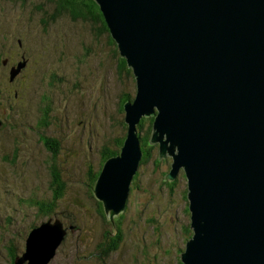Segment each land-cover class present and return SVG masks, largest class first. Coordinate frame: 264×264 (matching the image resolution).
I'll return each mask as SVG.
<instances>
[{"label": "water", "instance_id": "95a60500", "mask_svg": "<svg viewBox=\"0 0 264 264\" xmlns=\"http://www.w3.org/2000/svg\"><path fill=\"white\" fill-rule=\"evenodd\" d=\"M95 1L137 84L121 153L104 161L94 187L107 216L123 212L142 156L135 125L155 116L150 142L172 156L168 178L182 167L188 180L193 235L183 262L264 264V0ZM61 223L33 227L14 264H47Z\"/></svg>", "mask_w": 264, "mask_h": 264}, {"label": "rangeland", "instance_id": "374dc122", "mask_svg": "<svg viewBox=\"0 0 264 264\" xmlns=\"http://www.w3.org/2000/svg\"><path fill=\"white\" fill-rule=\"evenodd\" d=\"M30 9L31 5L22 8L20 4H14L11 0H0V50L3 51L4 58L14 56L15 52L26 56L32 50V57L29 58L24 76L19 78L17 76L11 83L8 79L10 64L4 68L0 65V81L5 85L7 93L13 95L8 96L12 108L8 110L6 107L7 123H11L26 134L30 133L29 126L32 124L34 113L38 114L40 87L45 88L41 83V77L62 50L61 46L67 47L63 63L68 72L66 87L70 90L62 96V90L59 91L61 88L55 85L51 88V94L56 99L49 95L53 100H57L52 103L54 115L60 117L65 111L70 121L69 127L63 124L60 131L52 125V134L57 133L63 137V149L58 160L66 182L67 194L59 204L56 218L62 220L65 234L55 249L57 253L47 264H178L180 249L185 248L182 236L186 239L191 238L189 236L191 229L187 230L190 218L184 212L186 201L180 196L187 190L188 180L183 176V172H179L171 188L162 185L163 171L173 163V159L166 151L164 159L157 158L156 150H153V158L137 167V176L131 183L128 203L126 202L122 213L124 214L121 219L122 235L120 234L121 241L116 252L98 259L88 256L85 260L82 257L84 253L87 255L91 253L99 244L101 240L99 232L102 229L96 223L95 232L88 231L86 217L91 214L93 202L88 199L83 180L86 179V172L91 166L95 169L100 164L103 147L111 146V141L123 134V129L115 122V108L120 94L127 92L135 95V79L134 75L129 77L134 83L128 78L118 79L114 55L113 53L111 55L104 39L101 45H98L101 52L94 48V51L85 57L86 66L78 72L74 66V59L83 53L79 45L83 35L81 26L72 22H61L51 28L49 26L47 31H42L37 24L34 25L33 21L27 18ZM29 23L34 26L30 27ZM61 29L67 31L64 38L56 32ZM20 33L24 34L25 39L23 50H19L14 44V35ZM1 35L3 38L6 36L5 43L1 40ZM98 57L102 59V63L104 62L101 72L95 66ZM13 62L10 61L11 64ZM48 78L50 79L49 75ZM146 129L147 124L142 132ZM8 130L5 126L0 134V143L4 141L5 146ZM14 131L17 132V129ZM27 149L29 161L27 169L33 164L36 175L32 178H23L17 192L27 194L38 189L39 194H50L45 190L48 183L45 169L38 164L41 149L34 145L30 147L29 144ZM0 172V264H12L7 248H13L20 241L25 243L30 226L33 223L47 221L48 217H43L37 211L28 210L19 204L18 195L7 187V170L1 161ZM187 203L190 204L189 198ZM73 218L81 219L79 229L70 230L66 225ZM174 247L178 252L174 251ZM19 256L23 258L22 255Z\"/></svg>", "mask_w": 264, "mask_h": 264}, {"label": "trees", "instance_id": "16d2710c", "mask_svg": "<svg viewBox=\"0 0 264 264\" xmlns=\"http://www.w3.org/2000/svg\"><path fill=\"white\" fill-rule=\"evenodd\" d=\"M14 4H20L22 8H26L27 5H31L32 9L28 10L27 18L30 21H33L34 25H38L39 29L42 31H47V28L50 26L53 27L61 22H72L74 24H79L83 29V35L79 40L80 49L83 53L80 56H75L74 66L78 72L81 71L85 64V57L94 51V48L101 52V47L98 48V45H101L102 39L106 43V46L109 47L110 53L115 59L117 77L119 80L130 79L129 77H133L134 71L132 66L128 64L127 58L120 54V51L117 52V42L112 37L107 21L104 17V14L100 10L99 4L95 0H11ZM47 6V8H46ZM32 25V23H29ZM61 38H64L67 34L65 29H61L56 31ZM24 34L20 33L19 35H14V44L19 50H23L25 47V39ZM1 40L6 42L7 38L2 37ZM90 46H88V44ZM5 47V45L3 44ZM62 50L56 55L55 60L50 64L48 70H45L41 77V83L44 89H41V95L39 97V105L37 107L38 114L34 113L33 120L31 126L30 133L26 134L22 130L16 128V126L11 125V123H7L8 118L6 116V109L11 110V105L8 101V96L11 94L7 93V89L4 87L2 90L4 95L0 96V114H1V127L0 134L5 129V126L9 129L6 135V146L5 142L2 141L0 143V161L4 163L5 169L7 170V187L10 189L12 193L20 196L18 198L19 204L26 208L37 211V213L43 217L56 218L58 216V207L59 204L64 200L66 193V182L63 179L60 164H59V156L63 149V142L61 136L57 133H53L52 125L56 127V130L60 131V128L63 124L68 128L70 125L69 117L63 111L64 115L58 117L54 115L52 103L57 100H53L49 95H52L51 88L55 85H58L62 90V96L68 92L70 89L66 87V77L68 75L67 68L63 63V60L66 56L65 49L66 46H61ZM32 50L28 55H19V52H15L14 56H7L4 58L3 51L0 50V65L1 68H4L6 65L10 64V67L16 65L17 62L24 61V67L21 71L15 76L12 82L15 81L16 77L24 76L25 71L28 68L29 58L32 57ZM10 61H14L12 64ZM104 62L102 63V59L98 57V62L96 63V68L99 72H101V68L103 67ZM47 74V75H46ZM67 74V75H66ZM50 76V79L48 78ZM17 78V79H18ZM9 79V74H8ZM135 83L136 77L134 76ZM131 80V79H130ZM132 81V80H131ZM11 82V81H10ZM11 82V83H12ZM133 82V81H132ZM134 83V82H133ZM135 95L133 96L130 93L124 92L119 95L117 106L115 108V122L121 126L123 129V134L114 138V141H111V146H104L101 152V162L97 165V168H93L92 166L86 172V179L84 178L83 183L86 188L88 199L93 202V207L90 210V215L86 217V223L88 231L90 233H94L96 228V223L99 225L101 233V240L99 244H103L102 246L96 245L91 253L88 255L84 253L82 257L86 260L89 257L94 259L102 258L105 256H110L116 252L118 245L121 241L122 235V227H121V219L123 218V212L119 213L118 216L114 217L113 220H110L107 216L104 206L101 200H98L94 195V187L96 184V180L101 173L102 167L104 165V161L114 155H118L121 153L122 146L124 145L125 139L128 134L129 124L125 119L126 109L125 104L127 102L132 103L135 100L137 93V84H135ZM59 89V88H58ZM123 92V91H122ZM13 95H11L12 97ZM15 96V95H14ZM54 97V96H53ZM55 98V97H54ZM61 98V97H60ZM56 99V98H55ZM7 107V108H6ZM157 113V108H154ZM124 114V116H123ZM18 115V114H17ZM155 116H146L143 115L139 122L136 123L135 128L138 130L139 139H140V147L142 150V156L140 158V162L144 163L147 160L153 158L154 155L153 150H156V157L159 159H164V157L159 156V143L156 142L152 144L150 142L151 134L153 131ZM57 121V122H56ZM147 124V129L142 132L143 127ZM12 126V127H11ZM33 126V127H32ZM17 129V132L14 131ZM39 146L40 158L39 165L43 166L45 169V175L48 179V183L45 185V190L50 194L43 195V193L39 194L38 189L33 190L31 193H18L17 188L22 184V179L32 178L36 175V171L32 166L28 168L29 161L27 160V145ZM26 148V149H25ZM88 150V148H87ZM155 157V158H156ZM172 160V159H171ZM164 161V160H163ZM155 164H158V161H155ZM172 163L167 167V170L163 171V178L161 180V184L172 187L174 181L168 178V174L171 171ZM168 171V172H167ZM137 172V171H136ZM167 172V173H166ZM179 172H183L185 178H187L184 168L178 169L176 174ZM1 174V172H0ZM136 173L133 176V179H136ZM39 177V176H38ZM40 178V177H39ZM41 179V178H40ZM133 180V181H134ZM177 180V179H176ZM44 192V191H43ZM131 192V185L130 191ZM184 195H180L181 198L186 201L184 212L190 218V224L187 227L189 231L191 229L190 235H193V227L191 226V215L192 212L189 208L188 200V186L187 190H185ZM45 194V193H44ZM129 198V196H128ZM128 203V200L126 201ZM125 209V208H124ZM26 210V213L27 211ZM124 211V210H123ZM62 221L60 218H58ZM81 219L73 218L72 221L68 224H72L74 226L73 229H79ZM82 222V221H81ZM37 224H32L29 228L31 230L33 227H36ZM70 229V228H69ZM28 230V231H29ZM71 230V229H70ZM121 234V235H120ZM185 242L189 239L185 236H182ZM85 241V238L83 239ZM25 241V240H24ZM24 245V250H23ZM186 246V245H185ZM184 248V247H183ZM183 248L180 249V255L182 254ZM26 249L25 243L22 241L15 244L13 248H7V253L11 259V263L14 264L15 257L20 255L21 252H24ZM175 252H178L176 247L173 248ZM23 250V251H22ZM103 264V263H102ZM178 264H185L181 259V256L178 258Z\"/></svg>", "mask_w": 264, "mask_h": 264}, {"label": "flooded vegetation", "instance_id": "af4514ba", "mask_svg": "<svg viewBox=\"0 0 264 264\" xmlns=\"http://www.w3.org/2000/svg\"><path fill=\"white\" fill-rule=\"evenodd\" d=\"M5 85H3V83L0 81V96L4 95L3 93V89H4ZM4 164V163H3ZM57 253V252H56Z\"/></svg>", "mask_w": 264, "mask_h": 264}, {"label": "bare ground", "instance_id": "6f19581e", "mask_svg": "<svg viewBox=\"0 0 264 264\" xmlns=\"http://www.w3.org/2000/svg\"><path fill=\"white\" fill-rule=\"evenodd\" d=\"M175 152H176V151H175ZM161 159H162V158H161ZM173 180H174V179H173ZM188 240H189V239H188ZM188 240H187V241H188ZM187 241L185 242V245H186ZM184 250H185V248L183 249V251H184ZM26 256H27V255H26ZM26 261H28V260H26Z\"/></svg>", "mask_w": 264, "mask_h": 264}]
</instances>
